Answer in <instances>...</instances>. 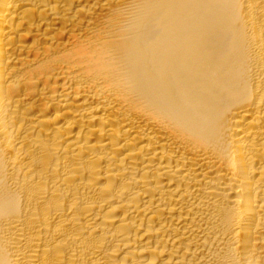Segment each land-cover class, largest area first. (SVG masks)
<instances>
[{
  "label": "bare ground",
  "instance_id": "obj_1",
  "mask_svg": "<svg viewBox=\"0 0 264 264\" xmlns=\"http://www.w3.org/2000/svg\"><path fill=\"white\" fill-rule=\"evenodd\" d=\"M0 264H264V0H0Z\"/></svg>",
  "mask_w": 264,
  "mask_h": 264
}]
</instances>
